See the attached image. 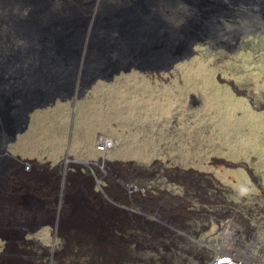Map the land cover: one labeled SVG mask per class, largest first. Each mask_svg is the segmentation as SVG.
<instances>
[{"label":"rangeland","instance_id":"obj_1","mask_svg":"<svg viewBox=\"0 0 264 264\" xmlns=\"http://www.w3.org/2000/svg\"><path fill=\"white\" fill-rule=\"evenodd\" d=\"M182 11L176 13L180 16ZM225 79L234 80L240 89L236 91ZM245 90L254 97L255 105ZM261 102L264 103V33L256 30L241 40L232 38L227 48L202 46L198 54L177 64L172 73H123L113 81H100L81 98L44 110L38 130H29L21 147L20 142L16 144L15 155L21 158L7 163L6 174L0 176V264H151L145 252L149 250L148 237H153L149 231L156 223L160 225L161 220L155 219L168 221L176 211L190 215L189 209L182 208L186 201L171 194L159 200L145 196L142 188L141 194L130 195L118 184L117 172L125 170L129 160L140 166L192 168L216 172L225 177L223 182L234 186L240 183L241 192L247 195L257 192L244 169H228L214 164L212 158L245 160L264 182ZM102 116L109 118L98 120ZM100 135L114 139L115 146L100 151ZM29 159L37 162L29 165ZM101 159L106 160L104 165L109 170H103ZM64 160L70 163L61 164ZM90 162H98L102 170H92ZM154 173L151 182L160 172ZM167 177L163 175L168 179V189L182 193L183 187ZM92 183L109 185V191H105L109 196L92 187ZM75 185L86 190L84 195L91 199L89 204L98 205L96 209L85 211L88 199L75 196ZM113 205L123 208L113 218L124 229L116 262L102 259L93 263L85 250L80 251L86 247L84 241L71 243V253L64 234L91 233L88 219L103 217L102 212ZM110 226L114 230L113 223ZM133 228L146 232L137 243L128 232ZM160 229L163 228L157 227ZM92 234L101 240L111 239ZM115 245L118 247V242ZM253 249L258 253L257 248ZM124 250L128 256H122Z\"/></svg>","mask_w":264,"mask_h":264},{"label":"water","instance_id":"obj_2","mask_svg":"<svg viewBox=\"0 0 264 264\" xmlns=\"http://www.w3.org/2000/svg\"><path fill=\"white\" fill-rule=\"evenodd\" d=\"M179 9L180 21L167 16ZM236 20L240 30L229 31L227 25ZM256 30L264 33V0H0V176L7 163L21 158L15 155L16 144L27 138L44 110L81 98L100 81L123 73H172L202 46L227 48L228 32L237 38ZM226 82L239 87L234 80ZM105 162L101 159V166L109 170ZM127 164L137 165L134 160ZM98 165L96 170H102ZM181 171L188 174L192 168ZM75 187L88 199L85 211L96 209L86 190ZM121 209L113 205L106 210L109 218L106 211L89 218L90 232L108 238ZM170 216L167 222L176 215ZM110 238L113 245L120 240Z\"/></svg>","mask_w":264,"mask_h":264},{"label":"flooded vegetation","instance_id":"obj_3","mask_svg":"<svg viewBox=\"0 0 264 264\" xmlns=\"http://www.w3.org/2000/svg\"><path fill=\"white\" fill-rule=\"evenodd\" d=\"M240 24V21L236 20L229 23L227 28L229 31L240 30ZM246 36L248 35L244 31L238 34L236 39L241 40ZM224 39L231 41L229 32L224 35ZM211 47L219 48L212 45ZM234 89L238 91L240 88ZM244 94L248 95L251 104L255 105L254 97L248 94L247 90ZM260 104L264 107V103ZM212 162L228 169H244L257 192L247 195L241 192L240 183L234 186L223 182V175L198 169H193L187 174L181 171L182 168L161 164L141 168L128 165L125 170L117 172L116 178L122 190L129 192L133 189L132 195L141 194V191L145 190V196L159 200L171 194L181 201H186L182 208L189 209L190 215L176 211L173 213L176 215L175 219L168 223L155 219L162 221L159 226L163 229H160L156 236L149 231L153 237H148L149 250L145 253H148L151 264H158L155 263L157 259H161L162 264H209L221 254L231 255L238 261L235 264H264L263 177L245 160L236 162L222 156H214ZM153 170L160 172L154 179L155 182H151ZM172 170H176L175 174L170 173ZM163 175H167L170 181L178 182L183 187V192H171L174 189H168V179H163ZM95 186L104 193L110 189L109 185L104 183H97ZM105 196L109 195L105 193ZM113 228L114 230L107 232L110 237L118 239L123 236V228L118 224ZM128 232L136 243L140 235L146 236L145 231L140 232L136 228ZM253 247L257 248L258 253H254Z\"/></svg>","mask_w":264,"mask_h":264},{"label":"bare ground","instance_id":"obj_4","mask_svg":"<svg viewBox=\"0 0 264 264\" xmlns=\"http://www.w3.org/2000/svg\"><path fill=\"white\" fill-rule=\"evenodd\" d=\"M90 103V102H89ZM86 105V103H84ZM124 104V103H123ZM122 104V105H123ZM129 104V103H128ZM125 105V104H124ZM89 106V105H88ZM84 107V106H83ZM134 108V107H133ZM61 109V108H60ZM83 109V108H82ZM88 108H86L87 110ZM121 109H123V107H121ZM120 109V110H121ZM89 111H90V108H89ZM87 111V112H89ZM123 111V110H122ZM121 111V112H122ZM134 111V109H133ZM115 112V111H114ZM120 112V111H119ZM132 112V111H131ZM116 113V112H115ZM114 113V114H115ZM85 114V113H84ZM86 115V114H85ZM84 115V117H85ZM41 116V115H40ZM87 116V115H86ZM108 116H102V118H99L98 120L100 121H104ZM112 117V116H111ZM121 117V115H120ZM109 118V117H108ZM37 122L35 124H33V127L31 128V130L33 132H35L36 130H38V121H40V117L38 116L37 117ZM82 120V119H81ZM109 120V119H107ZM120 120V119H119ZM122 120V119H121ZM120 120V122H121ZM124 120V119H123ZM85 122V120H84ZM88 123V122H86ZM119 123V122H118ZM124 123V122H123ZM78 124H80V121L78 122ZM103 124V123H102ZM104 125V124H103ZM122 125V124H121ZM81 127V126H80ZM122 127V126H121ZM109 128V127H108ZM114 128V127H113ZM80 129V128H79ZM85 129V128H84ZM87 129H88V126H87ZM78 130V129H77ZM93 130V129H92ZM116 131V130H115ZM76 132V131H75ZM77 133V132H76ZM122 134V133H121ZM120 134V135H121ZM136 136V135H135ZM173 136V135H172ZM177 136V135H176ZM121 137V136H120ZM124 137V136H123ZM127 137V136H126ZM173 138V137H172ZM156 139V138H155ZM171 139V138H170ZM175 139V138H174ZM178 139V138H177ZM176 139V140H177ZM124 140V139H123ZM172 140V139H171ZM181 140V139H180ZM25 142V139L21 140L20 143L18 144V147H21L22 146V143ZM132 142H134L132 140ZM127 143V142H126ZM174 143V142H173ZM178 143V142H177ZM125 144V142H124ZM131 144V143H130ZM180 146V145H179ZM121 147V146H120ZM123 147V146H122ZM128 147V146H127ZM131 147V146H130ZM181 147V146H180ZM155 148V147H154ZM132 149V148H131ZM82 151V150H81ZM124 151V150H123ZM85 152V151H84ZM106 156V155H105ZM27 162L29 163V165H31V163L33 162H37L36 160L34 159H29L27 160ZM102 173V172H101ZM126 189V187H125ZM77 195H75L76 197L78 198H84L83 195H78V193H76ZM163 198V197H162ZM159 201V200H158ZM162 202V201H161ZM163 208V207H162ZM171 217V216H170ZM182 217V216H181ZM183 218V217H182ZM162 220V219H161ZM168 223V222H167ZM64 234V233H63ZM161 235V234H160ZM65 238L67 239V242H66V246H69V247H66L67 249L70 248V252L72 253V244L73 242H76V243H80V242H85L86 243V247H83V248H80V251H84L85 250V253L89 254L91 256V260L93 261V263L95 262H99L100 260H107V262H109L110 260L111 261H115L117 260V257H118V254H119V251H118V247L116 245H113V241L112 239H105V240H101V239H98L96 237H93V234L92 233H87L86 235H80L79 233H69L68 235H65ZM92 237V238H91ZM102 238V237H101ZM105 241V242H104ZM106 243L105 245L102 246V244ZM71 245V247H70ZM85 245V244H84ZM121 250V248H120ZM75 253V255H78V253L76 251H73ZM118 252V254H117ZM121 254L122 256H128V251L124 250L123 252L121 251ZM124 256V257H125ZM90 261V260H89Z\"/></svg>","mask_w":264,"mask_h":264},{"label":"built area","instance_id":"obj_5","mask_svg":"<svg viewBox=\"0 0 264 264\" xmlns=\"http://www.w3.org/2000/svg\"><path fill=\"white\" fill-rule=\"evenodd\" d=\"M97 144H98L99 150L105 152V151L113 148L115 146L116 142L114 139H112L109 136L100 135L97 138ZM103 161H104V159H103ZM95 163H98V162H90L89 163V164H92L91 169L94 168L96 170ZM235 263L236 262L231 255L221 254V255H217L214 258V260H212L209 264H235Z\"/></svg>","mask_w":264,"mask_h":264},{"label":"trees","instance_id":"obj_6","mask_svg":"<svg viewBox=\"0 0 264 264\" xmlns=\"http://www.w3.org/2000/svg\"><path fill=\"white\" fill-rule=\"evenodd\" d=\"M167 16L174 21H180L181 19V16H179L175 11L172 10L167 12Z\"/></svg>","mask_w":264,"mask_h":264}]
</instances>
